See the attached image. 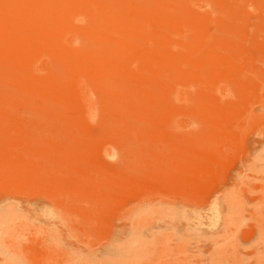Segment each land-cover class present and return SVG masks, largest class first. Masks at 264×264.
Wrapping results in <instances>:
<instances>
[{
	"label": "rangeland",
	"instance_id": "obj_1",
	"mask_svg": "<svg viewBox=\"0 0 264 264\" xmlns=\"http://www.w3.org/2000/svg\"><path fill=\"white\" fill-rule=\"evenodd\" d=\"M0 264H264V0H0Z\"/></svg>",
	"mask_w": 264,
	"mask_h": 264
},
{
	"label": "bare ground",
	"instance_id": "obj_2",
	"mask_svg": "<svg viewBox=\"0 0 264 264\" xmlns=\"http://www.w3.org/2000/svg\"><path fill=\"white\" fill-rule=\"evenodd\" d=\"M79 91H80L81 97H82V99L84 101L83 104H85L87 106V108L91 111V106L92 105H91V102L89 101V98H88V91H87V89L84 86L80 85ZM90 95H91V93H90Z\"/></svg>",
	"mask_w": 264,
	"mask_h": 264
}]
</instances>
